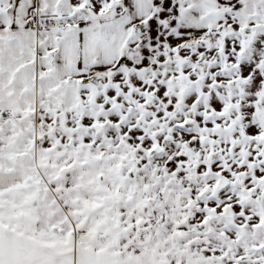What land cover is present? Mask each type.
I'll use <instances>...</instances> for the list:
<instances>
[{"label":"snow or ice","instance_id":"snow-or-ice-1","mask_svg":"<svg viewBox=\"0 0 264 264\" xmlns=\"http://www.w3.org/2000/svg\"><path fill=\"white\" fill-rule=\"evenodd\" d=\"M0 264H264V0H0Z\"/></svg>","mask_w":264,"mask_h":264}]
</instances>
